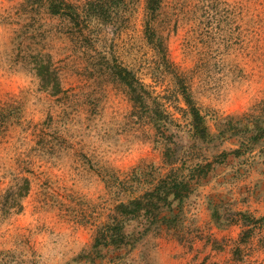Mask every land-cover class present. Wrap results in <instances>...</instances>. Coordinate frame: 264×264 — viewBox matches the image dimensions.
Returning <instances> with one entry per match:
<instances>
[{
  "label": "rangeland",
  "instance_id": "rangeland-1",
  "mask_svg": "<svg viewBox=\"0 0 264 264\" xmlns=\"http://www.w3.org/2000/svg\"><path fill=\"white\" fill-rule=\"evenodd\" d=\"M37 1L3 7L6 30L18 29L13 55L35 64L41 83L29 96L19 91L30 87L23 77L0 84V264H78L117 205L165 177L169 150L186 169L212 163L194 180L180 226L153 228L130 252L105 250L79 264H140L155 239L164 264H264V140L252 139L264 119V0H163L154 14L148 0H122L101 23H81L85 36L70 12ZM66 1L85 21L89 0ZM51 51L65 59L54 65ZM42 66L61 92L43 85ZM116 66L142 82L158 122L135 106ZM184 90L207 139L194 133ZM127 128L156 145L135 167L105 159L116 154L112 131Z\"/></svg>",
  "mask_w": 264,
  "mask_h": 264
},
{
  "label": "trees",
  "instance_id": "trees-1",
  "mask_svg": "<svg viewBox=\"0 0 264 264\" xmlns=\"http://www.w3.org/2000/svg\"><path fill=\"white\" fill-rule=\"evenodd\" d=\"M47 3L51 12L55 15H65L64 12H70V19L75 25L79 26V34L85 36V31L80 25L83 22L101 23L106 20L112 11L121 6L122 0H89L85 4L87 15L86 20L82 21L81 14L77 13V9L70 5L66 0H38L37 2ZM44 1V2H43ZM163 0H148L147 8L151 13H155L161 6ZM41 76L43 85L49 88L51 85L55 88V92H61L60 79L53 81L52 69L49 66H42ZM117 78L123 82L128 88L129 94L137 108L156 116V122L160 120V110L158 104L151 105L150 99L146 96V91L142 86V82L136 78L133 71L121 67H114ZM183 96L191 107V115L193 117V127L195 134L200 139H207L209 136L208 129L205 126L204 118L200 111L194 106L193 101L187 91L184 90ZM155 109V111L153 110ZM160 124V123H158ZM254 135L252 139L256 142L264 140V119L257 118L254 123ZM257 129H259L257 133ZM170 149V148H169ZM178 153L169 150L165 153V161L170 170L164 178L151 190H148L143 196L132 199L128 202H122L116 207V214L112 215L110 221L98 230L92 248L89 252L82 253L75 258L76 263L81 260L97 257H104V251L110 253L113 251L125 250L130 252L136 248L137 244L147 235L153 228L162 230L164 228H176L180 226L184 217V202L191 196L196 189L194 180L204 178L212 168V163L206 165H195L192 169H186L180 163ZM191 168V167H189ZM145 219V228L142 231L129 230L133 221Z\"/></svg>",
  "mask_w": 264,
  "mask_h": 264
},
{
  "label": "clouds",
  "instance_id": "clouds-1",
  "mask_svg": "<svg viewBox=\"0 0 264 264\" xmlns=\"http://www.w3.org/2000/svg\"><path fill=\"white\" fill-rule=\"evenodd\" d=\"M6 0H0V84L4 83V78L15 80L20 77L26 79L30 87L28 89H20V93L23 96H29L34 93L40 86L41 79L38 75V70L35 64L30 67H25L16 61V57L13 55L15 44L13 41V35L18 29L13 25L10 30H6V25L3 18L7 13L3 10ZM51 58L54 65H59L60 61L65 59V54H58L56 51L47 53ZM115 129L124 128L123 121L114 125ZM259 129H257L258 133ZM112 137H115V144L112 145L113 151L116 153L109 155L105 158L107 162H117L120 164L128 165L129 167H135L140 164L141 161L147 158V155L153 151L156 147L151 137H145L138 128H127L122 132L121 136H117V131L113 130ZM109 144H105L104 148H109ZM4 167L0 164V178L4 176ZM160 241L155 239L151 246L146 247L140 256V264H164V253L159 246Z\"/></svg>",
  "mask_w": 264,
  "mask_h": 264
}]
</instances>
